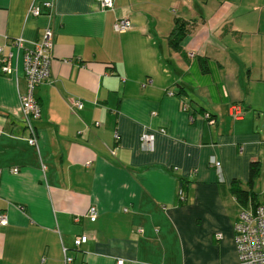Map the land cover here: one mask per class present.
<instances>
[{"label": "crops", "instance_id": "1", "mask_svg": "<svg viewBox=\"0 0 264 264\" xmlns=\"http://www.w3.org/2000/svg\"><path fill=\"white\" fill-rule=\"evenodd\" d=\"M121 17L132 26L118 33ZM178 20L189 28L176 50ZM47 27L36 148L20 114L23 53ZM10 52L12 72L0 68V264H237L231 183L247 186L253 163L264 175V0H0V64ZM72 98L83 108L72 111ZM144 132L152 151L141 149Z\"/></svg>", "mask_w": 264, "mask_h": 264}, {"label": "built area", "instance_id": "2", "mask_svg": "<svg viewBox=\"0 0 264 264\" xmlns=\"http://www.w3.org/2000/svg\"><path fill=\"white\" fill-rule=\"evenodd\" d=\"M101 8L112 9L114 0H97ZM53 3L47 1L43 3L45 8H52ZM28 13L34 16H39L42 13L39 5L32 4ZM131 22L126 17L116 19L113 28L115 32L123 33L131 28ZM53 30L47 27L43 33L41 41L34 44L33 48L26 50L23 53V72L26 79V92L20 96V114L27 131L26 140L29 145L38 148L37 133L34 125V120L40 116V107L34 98V89L39 84L45 82L50 75L51 52L53 48ZM23 39H18L14 43V47L21 48ZM193 56V53L190 54ZM14 57L13 52H10L7 57L1 60L0 68L3 73H11V61ZM170 94H173L170 92ZM68 105L72 111L83 108V101L79 98L68 100ZM183 110L186 106L183 105ZM230 115L238 119L243 115L242 109L238 104H231L229 107ZM204 119L209 124H214L215 119L210 113L204 114ZM98 125L99 123H95ZM164 133V129L159 130ZM154 133L144 132L140 137V146L142 150L152 151L154 149ZM116 139L118 136L116 135ZM114 151L111 150V153ZM209 165L215 169L218 175L221 174V162L214 156L210 157ZM12 174L16 175L18 170H12ZM180 195L181 192H180ZM97 210L95 207H90L87 216L91 222L97 219ZM7 224V217L0 212V227ZM217 239H221V235H216ZM234 238L237 249L238 260L237 264H264V204L256 206L247 205L241 209L237 222L234 225ZM88 238L81 236L74 241L75 248H79L86 244ZM70 258L66 257V262L69 263ZM117 264H123V261H118Z\"/></svg>", "mask_w": 264, "mask_h": 264}, {"label": "trees", "instance_id": "3", "mask_svg": "<svg viewBox=\"0 0 264 264\" xmlns=\"http://www.w3.org/2000/svg\"><path fill=\"white\" fill-rule=\"evenodd\" d=\"M188 28H189L188 22L180 21V20L176 21L175 27L169 39L170 46L173 49H176V50L179 49V43L181 42V40L184 38V36L188 32ZM210 115L213 117L212 114ZM257 170H258L257 163L251 164L249 180L247 183V186L250 192L243 190L239 182L233 181L231 183V189H230L231 194L236 198V200L238 201V203L240 204L242 208L247 207V205L256 206L260 204V203H256V200L258 199L257 195L252 193L253 183L257 175Z\"/></svg>", "mask_w": 264, "mask_h": 264}, {"label": "rangeland", "instance_id": "4", "mask_svg": "<svg viewBox=\"0 0 264 264\" xmlns=\"http://www.w3.org/2000/svg\"><path fill=\"white\" fill-rule=\"evenodd\" d=\"M235 1L238 2L240 0H235ZM247 7H248V4L244 8H247ZM243 190H246V191L250 192V190L248 189V187L246 185H244ZM252 191L254 192L255 195L260 196V198H258L256 200V203H263L264 202V196H261V195H262V192L264 194V175L262 173H261V175H259L255 179L254 190H252Z\"/></svg>", "mask_w": 264, "mask_h": 264}]
</instances>
